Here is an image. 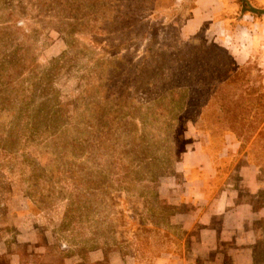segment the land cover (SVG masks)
<instances>
[{
  "label": "rangeland",
  "instance_id": "obj_1",
  "mask_svg": "<svg viewBox=\"0 0 264 264\" xmlns=\"http://www.w3.org/2000/svg\"><path fill=\"white\" fill-rule=\"evenodd\" d=\"M118 4L127 3L0 0V264H112L114 257L160 264L189 255L204 228L196 223L202 198L193 195L202 148L216 171L207 189L228 191V209L264 204V171L255 194L238 173L249 165L243 155L252 160L250 144L222 154L228 132L216 127V108L205 107L202 94L195 102L186 92L172 97L165 67L141 84L140 63L159 68L222 46L207 24L180 35L193 1L130 0L135 14H119L106 30L108 9ZM259 8L253 19L264 22ZM261 55L241 66L260 70L251 75L253 90L263 83ZM115 57L125 67L101 92L103 61ZM211 221L219 225L220 217ZM256 221L264 234V218Z\"/></svg>",
  "mask_w": 264,
  "mask_h": 264
},
{
  "label": "crops",
  "instance_id": "obj_2",
  "mask_svg": "<svg viewBox=\"0 0 264 264\" xmlns=\"http://www.w3.org/2000/svg\"><path fill=\"white\" fill-rule=\"evenodd\" d=\"M192 1L190 16L181 28L184 36L195 34L207 24V32L210 33L211 40L228 49L238 65L246 63L252 53L261 52L259 60H262L261 65H263L264 41L260 39L264 40L262 32L264 22H255L249 13H241L237 0ZM254 2L264 5V0H254ZM227 11L234 14H227ZM243 38L248 41L244 42ZM262 80L264 83V76ZM223 143V155H227L228 151L234 156L239 154L240 143L232 133L224 135ZM243 157L249 165L245 167L246 172H242L241 169L238 173L246 181L248 190L255 194L262 188L258 180L259 169L247 155ZM200 163L202 176L197 178L196 194L194 192L193 195L196 199L202 198V206L198 201L200 212L196 214V223L204 224V228H200L196 239L197 245L195 248L192 247L193 250L189 255L182 254L177 261L162 257L160 264H218L219 259H228L229 264H264V251L260 255L257 254L259 244L264 242V234L255 228V224L259 221L256 219L264 218V204L260 203L258 208L254 209L249 202H237L236 206L228 209L230 204L228 191L217 194V188L214 189V193L207 189V184L214 179L216 171L212 157L203 148ZM201 165L198 166L201 168ZM214 216L220 217L219 225L212 223L211 218ZM91 261L93 260L88 263ZM126 263L122 257L112 258V264Z\"/></svg>",
  "mask_w": 264,
  "mask_h": 264
},
{
  "label": "trees",
  "instance_id": "obj_3",
  "mask_svg": "<svg viewBox=\"0 0 264 264\" xmlns=\"http://www.w3.org/2000/svg\"><path fill=\"white\" fill-rule=\"evenodd\" d=\"M129 2L130 0H126V5L118 4L117 7L108 9L113 14H108L105 17L106 30L114 27L116 21L121 18L119 14H123L126 18L130 14H135V6L132 4L133 8H131L128 5ZM237 2L241 13H249L253 18H259V15L255 13L262 8H259L260 5L254 0H237ZM261 13L264 14V10ZM185 20H182L180 25V35H183L181 28ZM124 27L117 29L122 30ZM153 31L149 30L148 32L153 36ZM168 55L170 56L171 52ZM115 58H106L103 61L106 71L104 74L101 73L103 76L97 79L101 92H106L108 89L106 88V78L112 84L119 82L115 74L119 71L122 72L125 63L122 61L123 57ZM178 61L172 62L171 58V63L165 64V66L157 65L160 66L159 68L148 67L146 64L140 63L138 70L142 79L141 84L146 85L152 79L153 74L164 75L165 72L162 69L165 67L167 69L166 81L162 84L171 85V93L168 94L175 97L186 92L189 99L194 102L202 94L205 107L216 108L214 116L216 127L223 132L232 133L240 143L239 149H242L245 144H250L251 161L260 171H264V83L259 90H253L250 87L251 75L260 70L249 66L241 67L242 65L235 62L228 49L215 43L204 46L198 54L187 52L184 57L180 56ZM117 90H113L112 93H116ZM184 106L185 102L183 101L179 105V113L183 111ZM108 117L111 123H115L112 114L108 113ZM126 168L130 169L129 166Z\"/></svg>",
  "mask_w": 264,
  "mask_h": 264
}]
</instances>
